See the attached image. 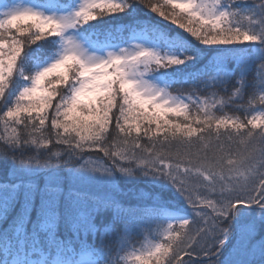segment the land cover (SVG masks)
Wrapping results in <instances>:
<instances>
[{
  "label": "snow or ice",
  "instance_id": "1",
  "mask_svg": "<svg viewBox=\"0 0 264 264\" xmlns=\"http://www.w3.org/2000/svg\"><path fill=\"white\" fill-rule=\"evenodd\" d=\"M0 160V264H264V0H0Z\"/></svg>",
  "mask_w": 264,
  "mask_h": 264
},
{
  "label": "trees",
  "instance_id": "2",
  "mask_svg": "<svg viewBox=\"0 0 264 264\" xmlns=\"http://www.w3.org/2000/svg\"><path fill=\"white\" fill-rule=\"evenodd\" d=\"M95 155V154H93ZM4 168H5V165H4V161L3 160H0V180L3 179V174H4ZM116 179L118 180V182L123 186L125 185L126 181L124 178H121V177H116ZM4 224H3V221L0 220V227H3ZM143 242V236L140 235L138 236L137 240H136V246L138 247L140 243Z\"/></svg>",
  "mask_w": 264,
  "mask_h": 264
},
{
  "label": "rangeland",
  "instance_id": "3",
  "mask_svg": "<svg viewBox=\"0 0 264 264\" xmlns=\"http://www.w3.org/2000/svg\"><path fill=\"white\" fill-rule=\"evenodd\" d=\"M93 157H95V155H93Z\"/></svg>",
  "mask_w": 264,
  "mask_h": 264
}]
</instances>
